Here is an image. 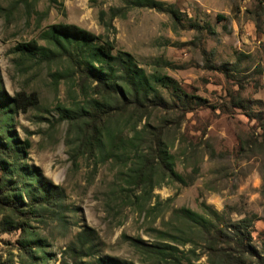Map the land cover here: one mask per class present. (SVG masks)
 I'll return each mask as SVG.
<instances>
[{
	"label": "rangeland",
	"instance_id": "1",
	"mask_svg": "<svg viewBox=\"0 0 264 264\" xmlns=\"http://www.w3.org/2000/svg\"><path fill=\"white\" fill-rule=\"evenodd\" d=\"M156 1L166 6L127 9L107 31L99 14L110 18L121 0H0V195L24 202L19 211L0 205V264H75L71 251L87 233L80 264H229L230 256L258 264L225 241L235 238L229 223L249 218L244 244L264 253V0ZM61 24L110 39L114 54L130 53L147 76L181 88L178 96L158 87L182 114L154 112L137 124L158 164L151 185L129 187L131 162L107 156L106 144L96 150L83 109L96 83L43 40ZM22 44L51 51L30 58L16 50ZM163 150L182 182L162 175ZM42 189L50 201L25 206V191ZM183 208L210 220V232L179 216ZM155 247L174 249L177 260L156 258Z\"/></svg>",
	"mask_w": 264,
	"mask_h": 264
},
{
	"label": "trees",
	"instance_id": "2",
	"mask_svg": "<svg viewBox=\"0 0 264 264\" xmlns=\"http://www.w3.org/2000/svg\"><path fill=\"white\" fill-rule=\"evenodd\" d=\"M123 7L110 10V18L106 19L107 13L101 11L99 22L107 31H114L112 21L118 16H123L130 8L145 7L150 9H161L166 5L156 0H121ZM176 14V11H169ZM43 40L53 46L60 54H66L78 66L83 81L91 79L96 83L94 88L95 97H91L84 109L86 130L96 138V150H105L106 155L115 156L122 162H131L130 172L127 174L128 186L151 185L157 171V163L150 159V155L143 146L142 131L137 124L143 118L150 119L154 112L164 111L166 114L178 110L177 107L168 105L161 97L158 87L165 90H172L179 96L181 88L178 83L168 76L153 75L147 76L145 71L139 67L134 57L127 52L114 54V45L110 39L103 36H96L93 33L76 25H54L43 33ZM17 51L30 58L48 57L51 49L49 47L37 46L34 44H22L16 48ZM1 110V109H0ZM178 112H184L178 110ZM118 117V118H117ZM117 118L116 120H114ZM122 122V123H121ZM126 130V133L124 131ZM153 130V131H152ZM150 134L158 139L161 136L162 126L152 128ZM161 140V139H160ZM159 140V141H160ZM28 145V144H27ZM5 152L6 149L3 148ZM18 152L17 147L11 149ZM105 152L101 153L104 154ZM160 163L162 164V175L172 180H180L182 177L175 173L171 166V157L163 150ZM159 163V166L161 167ZM129 187L126 192H131ZM4 189H8L5 187ZM37 191H25L29 203L25 206H38L40 203H48L51 195L47 190L42 189L40 194ZM126 198L128 194L126 193ZM0 205L19 211L24 202L18 201L14 194H1ZM22 214V213H21ZM29 213H25L28 215ZM187 223L196 225L208 231L212 222L202 215L189 209H181L177 212ZM217 214V213H215ZM252 221L244 218L238 223H229L228 228L235 234V238L227 236L226 243L231 242L236 246L240 255L248 254L257 259L258 264H264V253L258 254L245 240H250L249 228ZM244 230L245 233H242ZM210 232V231H208ZM217 236L223 234L220 229L216 230ZM226 237V238H227ZM90 234L79 236V252L71 251L75 264H80L83 256L85 242L90 240ZM87 250H91L89 247ZM170 247H155L150 252L156 258L167 261L175 258ZM229 264H235V258L228 257ZM176 259V258H175ZM177 260V259H176ZM237 260V259H236ZM90 264H106L104 260H95Z\"/></svg>",
	"mask_w": 264,
	"mask_h": 264
}]
</instances>
